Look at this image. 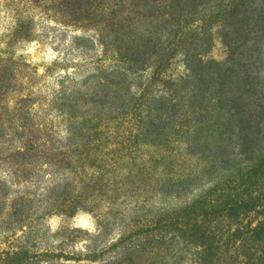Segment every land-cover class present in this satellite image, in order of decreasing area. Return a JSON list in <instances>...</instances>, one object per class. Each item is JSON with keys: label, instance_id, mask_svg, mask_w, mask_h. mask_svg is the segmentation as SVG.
<instances>
[{"label": "trees", "instance_id": "trees-1", "mask_svg": "<svg viewBox=\"0 0 264 264\" xmlns=\"http://www.w3.org/2000/svg\"><path fill=\"white\" fill-rule=\"evenodd\" d=\"M2 6L0 264H264V0ZM34 11L87 32L71 64L88 69L60 72L32 112L11 47L33 39ZM78 209L97 233L43 227Z\"/></svg>", "mask_w": 264, "mask_h": 264}, {"label": "rangeland", "instance_id": "rangeland-1", "mask_svg": "<svg viewBox=\"0 0 264 264\" xmlns=\"http://www.w3.org/2000/svg\"><path fill=\"white\" fill-rule=\"evenodd\" d=\"M34 13L35 20L32 27L33 39L25 42H17L11 47L12 51L14 50V58H21L22 73L28 75V79L23 77L20 80L21 87L25 90H23L24 93H31V91H33L34 95L39 97V102L36 101L34 106L30 107L32 112L38 109L43 110L48 107L46 104L48 105L47 102L51 96V88L55 85L60 72L71 70V72H76L77 76H79L85 74L88 69L81 66L78 67V69H74L75 65L73 66V64H71L72 61H79L80 57H82V52H80L81 46L73 42V36L84 35L87 32L85 33V31L75 29L72 26L59 25L58 23L49 21L45 15L39 14L36 11H34ZM12 24L13 21L2 6V0H0V40H2L3 34L8 32ZM3 47V43L0 42V49ZM87 51L88 53H92L91 48ZM209 54L217 59H222L224 57L223 47L218 39H215L213 42V47ZM54 59H58L64 64H59L48 71V68L51 66L50 63ZM177 70L181 71L182 66L180 65ZM30 79L36 80L35 83L30 84V82H28ZM58 128L61 131L63 130V122L58 125ZM150 208L155 209L156 206L152 204ZM63 225L68 227H79L93 235L99 231L97 217L94 213L85 209H78L76 213L71 216H49L45 219L43 227L47 230L55 231ZM2 235L4 234H2L1 231L0 246L6 247L7 243L2 241ZM117 235L118 226H112V229H107L105 236H103V242H108L116 238ZM82 245L83 242L78 241L74 243L72 247L67 248V250H78ZM68 262L77 263L74 260Z\"/></svg>", "mask_w": 264, "mask_h": 264}]
</instances>
